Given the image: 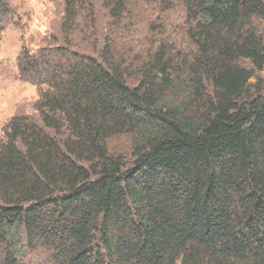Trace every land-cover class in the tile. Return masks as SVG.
Wrapping results in <instances>:
<instances>
[{"label": "trees", "instance_id": "16d2710c", "mask_svg": "<svg viewBox=\"0 0 264 264\" xmlns=\"http://www.w3.org/2000/svg\"><path fill=\"white\" fill-rule=\"evenodd\" d=\"M45 43L16 57L0 264H264V0H61Z\"/></svg>", "mask_w": 264, "mask_h": 264}, {"label": "rangeland", "instance_id": "374dc122", "mask_svg": "<svg viewBox=\"0 0 264 264\" xmlns=\"http://www.w3.org/2000/svg\"><path fill=\"white\" fill-rule=\"evenodd\" d=\"M7 5L0 37V140L5 123L16 114H30L37 98L34 88L15 79L16 57L22 47L46 46L61 14V0H7Z\"/></svg>", "mask_w": 264, "mask_h": 264}]
</instances>
